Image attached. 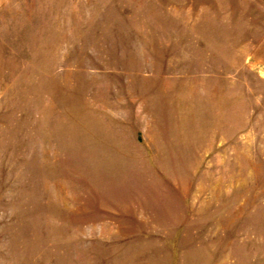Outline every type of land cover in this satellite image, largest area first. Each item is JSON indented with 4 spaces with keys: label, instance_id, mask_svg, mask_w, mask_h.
Returning a JSON list of instances; mask_svg holds the SVG:
<instances>
[{
    "label": "rangeland",
    "instance_id": "obj_1",
    "mask_svg": "<svg viewBox=\"0 0 264 264\" xmlns=\"http://www.w3.org/2000/svg\"><path fill=\"white\" fill-rule=\"evenodd\" d=\"M0 264H264V0H0Z\"/></svg>",
    "mask_w": 264,
    "mask_h": 264
}]
</instances>
